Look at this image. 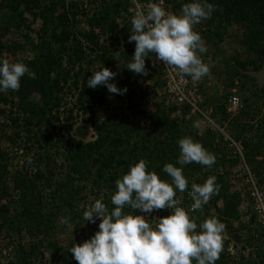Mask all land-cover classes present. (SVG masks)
<instances>
[{"label": "trees", "instance_id": "trees-1", "mask_svg": "<svg viewBox=\"0 0 264 264\" xmlns=\"http://www.w3.org/2000/svg\"><path fill=\"white\" fill-rule=\"evenodd\" d=\"M166 2L173 3L179 9V15L182 6L190 0ZM208 2L214 4L217 10L210 19H206L210 23L199 31L201 37L212 42L218 50L227 28L238 26L241 29L240 44L246 58L234 57V62L227 65L228 73L252 81L257 93L264 94V87L260 89L254 78L243 73L245 70L264 68V0ZM87 5L84 7V0H73L69 4L65 0H0V58L7 59L3 57L4 51L16 56V50L22 51L27 46L26 57L15 58L12 62L22 61L30 69V73L21 78L18 91L0 93V103L15 108V112L13 107L10 110L15 116L10 117L12 125L9 127L21 129L8 134L3 123L0 125V139L6 138L8 146L14 147L21 137L20 132H25L26 142L22 147L25 154L32 152V144L42 150L36 152V157L27 167L12 164L16 169L10 178L7 148H0V236L9 237L14 232L19 236H28L27 242L18 239L14 254L6 264H43L47 251L53 264H78L70 252L71 247L82 245L97 232L93 223L83 219L86 208L82 203L88 201L90 196L95 199L103 197L109 210L113 209L115 206L111 203V197L117 191L115 181L140 159H145L149 170L168 182L172 178L163 171L167 163L182 167L186 178L199 175L190 181L196 184L202 185L209 176H215L216 183L221 186L220 192L213 195L202 209L190 210L194 202L188 195L190 184L183 193L177 191L176 198L183 196L179 206L195 217L198 225L211 217H217L226 225L229 237H222L223 251L216 264H264V241L254 212L252 207L243 211L241 192L236 191L235 185L228 181V173L214 171L205 175L203 173H209L206 166L195 162L183 166L177 164L180 156L178 141L190 136L216 157H222L219 162L233 165L228 155L224 157L221 134L211 127L199 132L191 121L194 117L205 120V116L200 112L189 116L192 108L188 105L167 106L166 99H162L155 108L150 106L148 90L160 89L164 85L163 73L156 69L155 54L146 58L147 76L126 68L135 52V42L128 43L132 18L125 15L131 0H88ZM90 11L92 15L86 17ZM121 17L125 20L122 24L117 22ZM82 22L85 26H81ZM196 26L201 27L200 23ZM13 31L23 39V44L14 42L9 45L4 42ZM116 61L121 63L115 73L125 75L120 84L123 89L127 88L133 114H140L148 121L144 127H135L129 116L106 114L109 97L106 86L95 89L87 87V79L93 75L92 71H99L103 67L109 69ZM133 79L139 83L135 87H132ZM110 82L114 83V78ZM233 85L232 80L228 87ZM197 89L201 94V88ZM66 90L77 92L75 107L63 108ZM227 99L225 97L221 104H211L205 99L200 103V108H204L211 119L223 126L227 120ZM74 109L88 115L84 120L92 127L94 140H85L89 128L84 130L80 127L76 129L75 136L71 134L75 126ZM218 114L221 116L218 117ZM245 115L247 112L240 111L236 119L229 121V131L236 139L242 140L247 160L264 187V131L257 135L258 141L248 139L245 136L246 126L237 119ZM61 121L67 126L60 127L58 133H54ZM60 152H63V164L67 170L63 175L54 172L56 163L52 160V156ZM260 155L262 159H259ZM43 161L48 171L38 167ZM34 165L36 168L32 173L29 169H33ZM48 188L51 192L46 195L44 192ZM85 190L88 193H83ZM15 193L19 195L18 204L17 208H12L9 201ZM212 209L214 213L211 215ZM124 211L135 214L130 208ZM158 213L169 216L171 210L153 211L146 219L152 220L153 215ZM136 214L144 213L136 210ZM243 217H249L248 224L255 227L250 229L237 257L231 255L228 248L232 239L241 242L239 229L244 226L240 225ZM64 223L73 227L75 238L71 239L65 234ZM86 224L91 227L89 234H83ZM54 232L60 234L61 239L52 236ZM246 250L250 255L248 258L244 255Z\"/></svg>", "mask_w": 264, "mask_h": 264}, {"label": "clouds", "instance_id": "clouds-1", "mask_svg": "<svg viewBox=\"0 0 264 264\" xmlns=\"http://www.w3.org/2000/svg\"><path fill=\"white\" fill-rule=\"evenodd\" d=\"M161 4L162 0L149 2L146 12H137L132 17L129 42H135V52L126 68L147 76L146 58L155 54L165 65L199 81L209 68L201 59L200 54L207 49L195 26L210 19L216 6L208 0H190L177 15ZM26 73L30 69L22 61L0 58V93L18 91ZM92 73L87 87L106 86L110 93L120 95L127 92V88L120 89L110 82L116 75L110 69L103 67ZM194 127H199L198 121ZM178 145L177 164L181 166L195 162L211 168L216 163L215 154L190 136L181 138ZM163 171L172 178L171 182L162 180L149 170L145 159H140L115 181L113 209L109 210L103 197L86 208L83 212L86 222L96 223L97 219L101 222L89 240L71 247L78 264H216L223 251L226 225L217 217L198 225L176 198L177 191L183 193L189 184L183 168L167 163ZM216 180L215 176H209L202 185L192 183L188 192L194 201L192 210L201 209L213 195L219 194L221 186ZM125 208L134 210L135 214L126 213ZM161 209H170L171 215L158 218L155 223L149 222L148 216L136 214V210L152 213Z\"/></svg>", "mask_w": 264, "mask_h": 264}, {"label": "rangeland", "instance_id": "rangeland-1", "mask_svg": "<svg viewBox=\"0 0 264 264\" xmlns=\"http://www.w3.org/2000/svg\"><path fill=\"white\" fill-rule=\"evenodd\" d=\"M65 1H66V4H69L73 0H65ZM163 1H164V5L162 7H164L167 11L178 15L179 9L175 8V5L173 3L172 4L167 3L166 0H163ZM179 1H181V0H179ZM95 3H98V2H95ZM85 5H86V3L84 2V7L88 6V5H86V6ZM93 9H94V7H93ZM90 15H92L91 11L89 12V14H86L85 16L88 17ZM85 16L82 17L83 20L85 19ZM124 21L125 20H123V18L121 17V18H118L117 22L122 24ZM209 23L210 22L203 20L200 23L201 27L195 26V30L197 32L203 31L205 28L204 26H206ZM81 26H85V23L82 22ZM240 35H241V29L238 26H237V28H233V26L228 27L227 33L224 36L223 41L219 44L220 50L219 49L217 50L212 42H207V40L202 38L204 46L206 47L207 50H206V52L201 53L200 56H201L202 61L208 66L209 72L204 77H202L199 81H193V83L196 85L197 88L198 87L201 88L200 96L202 97V100L205 101V99H208L211 104L223 103L225 100V97H228L229 94L233 93V91L237 95H239L240 98L242 99V103H243V108L241 111L247 112V115H245L243 117H238L237 119H238V121H240L241 124L243 123L247 128V131L245 132V134H246L245 136L248 139L252 138L254 141H256V140L258 141L257 135L264 131V94L257 93L256 85L252 81H250L248 79H244L241 76L240 77L235 76V75H233V73H228L229 68L227 67V65L232 64L234 62V57H238L240 59L246 58V53L240 44V40H239ZM4 42H6L9 45H12L14 42H17L18 44L24 43L23 39L20 36H17L16 31H13L10 36H7V38L5 39ZM1 43H2V40L0 39V44ZM114 43L117 44L118 42H114ZM128 43H129V40H128ZM123 45H125L124 42H123ZM26 47L27 46H24V48H23L24 50H22V51H20V49L16 50L15 51L16 56H14V55L10 56L7 51H4L3 57L7 58L10 61H13L15 58H19V57L24 58L27 55ZM120 63H121L120 61L115 63L114 65L110 66L109 69L115 73V70L118 66H120ZM160 63H161V61L156 59V69L158 71L159 70L161 71ZM124 76L125 75L122 72H118V73H116V75L114 77V83L120 89H123L120 82L122 80H124ZM148 80H150V79H148ZM232 80L234 81V85L229 88L228 84ZM131 83H132V87H135L136 85L139 84L135 79H133L131 81ZM242 85L244 87H242ZM240 87H242V88H240ZM66 91L67 92H66L65 100H64L65 104H64L63 108L64 107L65 108L75 107V105L77 103L76 102L77 101V99H76L77 92H75L73 90L72 91L66 90ZM153 99L154 98L149 99V96L147 95L148 103L150 104V106L152 108H155L156 104L158 102L156 100H153ZM159 99L162 100L163 98L160 97ZM245 104H246V106H245ZM131 106H132V102L128 100L127 93L120 95V94H113V93L109 92L108 104L106 107V109H107L106 114L107 115H113V114L121 115V114H123L125 116H129L130 120L132 121V123H134L135 127H137V126L138 127H144L146 124H148V121L145 120L144 118H142V116L140 114H137L136 116L133 114L134 110L130 108ZM12 107L13 106L10 104L0 103V125H2L3 123L6 124V126H4V128L8 134H14L17 131H21V129L19 130L16 127H12V126L9 127L10 125H12L10 117L15 116L14 114L10 113L11 112L10 110L12 109ZM201 110L204 113H206L204 111V108H201ZM13 111L15 112V108ZM195 112H198V111L192 110L191 114L189 116H191ZM226 115H227V120H228V121L227 120L225 121L226 125H228L229 121H233L237 117V114L230 117V115L227 112H226ZM74 116H75V121H74L75 126H74V131H72L71 134L75 136L76 129L78 130L80 127L84 130L86 128H89V132H88L85 140L86 141L94 140V137H95L94 131H93L92 127L90 126V124L84 120V118L87 117L88 115H82L81 112L74 109ZM220 116L221 115L218 114V117H220ZM61 118L63 119L64 116H61ZM204 119L205 120L199 119L198 117H194L191 122H192V124H194V122H197V121L199 122V127H196L199 132H204L207 127H211V129L216 130L215 125H219V124L214 119H212L210 121L206 116ZM62 126H67V124H65L64 121H61L59 124H57V128L54 129V133H58V131L60 130L59 128ZM251 127H253V128H251ZM0 131H1V129H0ZM20 133H21V137L19 140H16V144L14 145V147L8 146L9 143L6 142V138H3L2 140L0 139L1 150L7 148L8 159H9L7 162L9 164L8 171L11 172V174H9L10 178L13 176L12 173H14V171L16 169V167L12 166V164L17 165V163H18V166L21 168L23 166L27 167L29 165V163L36 157V152L37 153L42 152V150H39V148H37L36 145L32 144V145H30V146H32V148H31L32 152L25 154L24 149L22 147L24 146V143L26 142L25 141L26 133L25 132H20ZM1 135L2 134L0 132V136ZM221 146H223V145H221ZM223 148H224V146H223ZM262 149L264 151V147ZM224 150H225V154H226V155H224V157L226 158L227 150L225 148H224ZM220 159H222V157L217 156L216 157L217 165H213L211 168H209V170H208L209 173H203V174L208 175L214 171H217V170L219 171L220 166H222V167H224V170L226 169L224 172L228 173V175H227L228 181H232V178L230 176V171L232 170V165L230 166V163H222L221 161L219 162ZM259 159H262L261 155H260ZM52 160H53V162L56 163V169L54 170V172H58L59 174H62V175L65 174L67 170L63 164V161H64L63 152L57 153V154H55V156H52ZM53 162H52V165H53ZM44 164H45V161H43V164H40V166L38 164V167H40V169H43L45 171L46 167L44 166ZM35 168H36V166L33 169L30 168L29 170L33 173L35 171ZM46 170L48 171V169H46ZM198 176L199 175H197V177ZM197 177L193 176V178H190V179L187 178V180L190 184V187H191L192 183H194L193 181L192 182H190V181L195 180ZM202 179L205 181V177H203ZM234 185H235L236 191H239V190H237V187H239V185H237V184H234ZM50 192H51V189L48 188L45 190L44 193L46 195H48ZM83 193H88V190L83 191ZM18 196H19L18 193H15L14 196L9 201L10 206L12 208H17ZM177 198H179L181 201L183 200V196H178ZM95 200L96 199L93 196H90V199L86 202H83L82 206L87 208L88 206H90L92 204V202H95ZM210 213L212 215L214 213V210L213 209L210 210ZM142 215L149 216L150 213H144ZM163 217H167V216L164 214H159V213L154 214L152 220H148V221L151 223H155L156 219L163 218ZM99 223L100 222H98V221H96V223H93L95 226V228H94L95 231L99 230V227H98ZM241 224L244 225L241 228L238 226L240 228L239 233L242 234L241 242L239 240L232 239V242L228 248V251L230 252V254L235 255V256L237 255V257H239V254L241 253L240 250L245 245V242H246L245 239L248 238V233H249L250 229H253L255 227L252 224H248L247 221L244 222V220H241L240 225ZM63 225H64L63 227L65 229V234L68 237H72L71 239L75 238L73 227L71 226V228H69V226H67V224H65V223ZM255 225H256V223H255ZM90 231H91V227H89L86 224L84 226L83 234H89ZM78 235L81 236V234H78ZM52 236L58 237L59 239H61L60 238L61 235L56 234V232H54L52 234ZM9 237L13 238L14 240H18V239L22 238V239H24V242H27V240H28V236H24V234H21V236H19V234L16 232L11 233V235H9ZM228 237H229V233L225 230L223 233V238L227 239ZM20 241H21V239H20ZM5 242L8 243L7 241H5ZM5 242H4V244H6ZM12 243L14 245L13 241H10L9 245ZM244 255L246 256V258H248L250 256L249 252L247 250L244 252ZM9 259L10 258H8V257L6 259L3 258L2 254L0 252V260L2 261L1 263L6 264ZM51 263L53 264V260H52L50 253L47 251L45 254V259L43 261V264H51Z\"/></svg>", "mask_w": 264, "mask_h": 264}, {"label": "built area", "instance_id": "built-area-1", "mask_svg": "<svg viewBox=\"0 0 264 264\" xmlns=\"http://www.w3.org/2000/svg\"><path fill=\"white\" fill-rule=\"evenodd\" d=\"M105 1H116V0H105ZM86 5L88 0H84ZM149 2L160 3L161 0H152ZM149 2H141L139 0H131V5L127 9L125 15L128 18H132L137 12H146L147 5ZM164 5L162 0L161 6ZM161 71L163 73L164 85L160 89H149V98H154L157 102L160 101V97L166 99L165 104L167 106L175 105H188L193 111H198L206 116L210 121L212 120L208 113H204L200 108L202 97L198 93L196 85L190 76L182 75L177 69L165 65L163 62L160 63ZM243 108L242 99L234 91L229 94L227 99L226 112L231 116L238 114ZM208 115V116H207ZM216 130L221 134V144L227 150V155L233 160L232 170L230 176L232 178L231 183L239 185L237 190L242 195V209L246 212L249 207H252L256 223L260 228V233L264 241V187L259 183L257 175L253 172L245 153V148L242 140L236 139L229 131L226 123L221 125H215ZM220 170L217 172L224 173V167L220 166ZM232 172V173H231ZM232 174V175H231ZM190 210L191 209L190 206ZM241 220L249 221L248 217H243ZM7 241L8 243H6ZM13 243L9 245V242ZM18 240H14L10 237L0 236V252L3 258H11L16 249ZM4 242L7 244H4Z\"/></svg>", "mask_w": 264, "mask_h": 264}, {"label": "water", "instance_id": "water-1", "mask_svg": "<svg viewBox=\"0 0 264 264\" xmlns=\"http://www.w3.org/2000/svg\"><path fill=\"white\" fill-rule=\"evenodd\" d=\"M243 73L254 78L256 81V84L258 85L260 89L264 87V68L257 70V71L245 70L243 71Z\"/></svg>", "mask_w": 264, "mask_h": 264}]
</instances>
